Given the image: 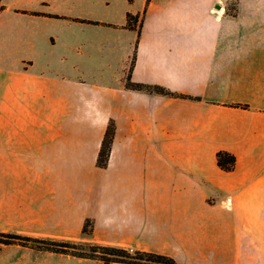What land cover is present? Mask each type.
<instances>
[{
    "label": "crops",
    "instance_id": "crops-1",
    "mask_svg": "<svg viewBox=\"0 0 264 264\" xmlns=\"http://www.w3.org/2000/svg\"><path fill=\"white\" fill-rule=\"evenodd\" d=\"M2 3L0 232L264 264V9L150 0L132 28L146 0ZM135 49L132 81L177 95L127 86ZM0 264L105 262L0 243Z\"/></svg>",
    "mask_w": 264,
    "mask_h": 264
},
{
    "label": "trees",
    "instance_id": "trees-1",
    "mask_svg": "<svg viewBox=\"0 0 264 264\" xmlns=\"http://www.w3.org/2000/svg\"><path fill=\"white\" fill-rule=\"evenodd\" d=\"M150 0H147V4ZM5 8V5L0 0V11ZM146 8L143 15L133 14L128 12L127 14V26L137 28L139 20H141L140 26H142ZM237 11V10H235ZM138 44V41H137ZM136 49L133 53L131 60V67L127 73V86L135 89H144L152 92L177 95L175 92L168 90L159 85H149L132 81L131 71L136 61ZM187 97V95H180ZM116 127L113 120L110 121L105 137L102 142L101 150L98 155L97 163L101 167L108 165L109 158L112 151V146L115 138ZM217 160L219 166L227 171L234 169L237 158L235 154L227 150H221L217 154ZM93 231V223L90 219L85 222L83 232L85 234H91ZM0 243L12 244L20 243L23 245L31 246L35 249L50 250L56 252L70 253L79 257H89L101 259L105 264H111V262H125L129 264H178L176 258L173 256L162 254L153 251H136L132 253L129 249H126L117 245L100 244V243H88L85 241H64L55 240L47 237L22 235L13 232H0Z\"/></svg>",
    "mask_w": 264,
    "mask_h": 264
},
{
    "label": "rangeland",
    "instance_id": "rangeland-1",
    "mask_svg": "<svg viewBox=\"0 0 264 264\" xmlns=\"http://www.w3.org/2000/svg\"><path fill=\"white\" fill-rule=\"evenodd\" d=\"M220 3L222 5V7H225V9L232 11V12L235 10H240V9H264V0H220ZM145 8L147 9V0H146ZM145 8H144V10H145ZM144 10L141 13H137V14H140V16H142ZM133 14H135V13H133ZM114 123H115V121H114ZM115 127H116V123H115ZM132 253L134 254V253H136V251L134 250Z\"/></svg>",
    "mask_w": 264,
    "mask_h": 264
},
{
    "label": "built area",
    "instance_id": "built-area-1",
    "mask_svg": "<svg viewBox=\"0 0 264 264\" xmlns=\"http://www.w3.org/2000/svg\"><path fill=\"white\" fill-rule=\"evenodd\" d=\"M129 250H130L131 252H133V251H134V249H133V248H130Z\"/></svg>",
    "mask_w": 264,
    "mask_h": 264
}]
</instances>
